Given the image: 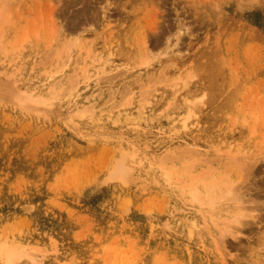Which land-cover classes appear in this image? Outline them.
Returning a JSON list of instances; mask_svg holds the SVG:
<instances>
[{
	"label": "rangeland",
	"instance_id": "obj_1",
	"mask_svg": "<svg viewBox=\"0 0 264 264\" xmlns=\"http://www.w3.org/2000/svg\"><path fill=\"white\" fill-rule=\"evenodd\" d=\"M0 77L54 97L48 116L0 100V244L22 252L17 264H264V0H0ZM201 96L217 98L194 109L191 142L169 123ZM70 128L81 139L69 147ZM126 158L124 185L111 172ZM253 159L239 201L222 204L225 218L253 208L251 228L214 255L210 229L188 242L204 215L173 182L206 167L236 182ZM176 216L186 239L171 244Z\"/></svg>",
	"mask_w": 264,
	"mask_h": 264
},
{
	"label": "bare ground",
	"instance_id": "obj_2",
	"mask_svg": "<svg viewBox=\"0 0 264 264\" xmlns=\"http://www.w3.org/2000/svg\"><path fill=\"white\" fill-rule=\"evenodd\" d=\"M202 8H203V6H202ZM208 13L209 12H207V14ZM184 14H185V12H184ZM131 27H133V26H131ZM154 29H156V28H154ZM145 36H147V35H145ZM143 38L146 39V37H144V36H143ZM146 41H148V40L146 39ZM146 41H144V42H146ZM173 41H175V40L173 39ZM142 42H143V40H142ZM144 42H143V44H144ZM146 44H147V42H146ZM167 45H169V44H167ZM175 46H177V45H175ZM206 46H207V43H206ZM63 63H65V62H63ZM199 77H201V79H202L201 73L199 74ZM4 78H1L0 77V100L2 102H10V103H12V104H14L16 106H19L20 111L25 112V113H31V114H34V115L37 114V115H46V116H48L47 114L53 109L54 103H51V102L54 100V97H53V100L52 101L49 100V98H48V100L44 99V97L42 96L43 94H41V96L43 98H41V97H34L33 96V93L34 92L32 94L31 93H28V91L25 90L26 88L24 89V87H23L24 91H20L19 87L16 84L14 85V84H12L13 82L11 83L10 81H7V78H5V79ZM10 78L11 77H9L8 79H10ZM176 79H178V78L176 77ZM176 79L173 78L171 80V82L166 86L167 89L168 90L170 89V91H171L170 95H172V92H175V91H173V90H175V88L176 89H179V86H178V83H177L179 80L176 82ZM206 82H207V80H206ZM183 87H184L183 90H185V86H183ZM203 89H205V87ZM207 91H208V95H211L215 90L212 92V89L210 90V89L207 88ZM176 92H177V90H176ZM185 92H188V91L186 90ZM214 93L217 94V92H214ZM214 93H213V95H214ZM162 96H164V95H162ZM45 98H46V96H45ZM203 98L204 97L201 96V97H198V98H196V99H194L192 101L191 100H189V101L187 100L186 102H183L182 107L183 106H187V114L183 118V124L182 125H180V126H174L173 123H169V125L172 127V128L171 127H169V128H171L174 131H178V132L186 131L187 138L191 142L193 141L194 136H193V134H188V133L194 132L195 131V129H194L195 128V124L197 126V123H195V118L196 117H195L194 109L195 108H198L199 106H202V105L206 106V104L207 105L213 104L216 101L215 99L217 97L216 98H209V99L206 100V102H205V100H203ZM142 101H144V100L142 99ZM141 104H142V102H141ZM143 104H145V103H143ZM148 104L147 105L145 104V105L148 106ZM140 107H142V105H140ZM139 109H138V111H141ZM160 115L163 116V113H161ZM168 115H169V113H168ZM165 118L166 119H169V120H174V118L171 115L168 116V118L167 117H165ZM29 120H31V122H34V123H36V124L39 125L37 118L32 117ZM125 121H126V119L124 120V122ZM40 125H42V124H40ZM76 126H78V124ZM35 127L38 128L37 126H35ZM254 127H256V126H253V128ZM192 129L194 131H192ZM67 130L69 132V135L66 136L64 134V136H63V143L66 144V145H68L70 147V144H72L75 141V137H78V138L81 139V136H80V134L77 131H75V130H73L71 128L70 129H67ZM63 133H65V132H63ZM261 135L264 136V134H262V133H261ZM91 140L92 139L89 138L88 140H86L85 143L88 145V143L91 142ZM73 144H72V146H73ZM182 150H183L182 153H184V149H182ZM81 152L83 153L84 150L81 149ZM199 155H200V153H199ZM261 155H262V153L260 154V156ZM200 157H198L197 159H199ZM127 158L123 162H120L119 164L117 163L116 170L114 172H111L112 177H114V179L118 178V181H123V184H124V182H126V184H127V180L125 181V179H126L125 177H127V173H128V170H129V167H126V165L128 163L127 162ZM173 158L175 159V157H173ZM200 159H202V158H200ZM259 159L262 160V161L260 160L261 163L264 162V156L263 157H259ZM259 159H257V160H254L253 159L254 162H252L251 164H242L240 167L236 164L235 166H237V170H238L237 172H235V173H237L236 175L238 177V179L236 180V182L233 181V180H230V177L229 176H223L222 177L221 176V173L219 171H215V168L214 167L213 168L206 167L205 171L202 172L201 174H199L198 176H196V179L195 180H192V179H188L187 178V182L185 184H184L183 181H181L182 179H180V178L179 179H176V181L173 182V183H176V187H175L176 189L175 188H173V189H175L176 192L180 195L178 197L184 198V200L183 199L182 200L184 202H186V204H192L193 206L194 205H197V207H200V212L197 209H196V211H198L199 213H201V214L204 215L201 218H199L200 220L203 219L202 220L203 222L200 221V226L197 224V219L194 220L193 217H190V221L188 222V225L189 226L186 229L187 234L190 237L189 240H188V242H190L191 240H193L196 237L197 234H195V232L198 231L199 227L202 228L201 226H204V229L205 228L210 229V234H211L210 235V238H212V241H211V244H210L211 245L210 246V252H211V255H214L216 253V249H217L218 253L221 252V249H220V251L218 250V248H219L218 246L221 243H222V246H223V244H225L224 242H225V239H227V237L234 238L236 236L234 238V240H235L238 237L237 235H241L242 234V231L244 229H248L249 227L251 228V226H252L251 223L255 219V217H253V215H252L253 214L252 213V209L253 208L250 210L251 213L245 215L244 213L246 212V207L243 208L245 205L243 207H241V206L228 207V210L225 211V214L227 212V214H230V215H228L229 218H225V217L222 216V214L224 213L223 212L224 211V208H223L222 204L229 203V202L230 203H237L239 201V199L241 198V195H237V193H238L239 190L241 191V190H243L244 187H246L247 183L251 180V177L252 178L254 177L255 172H257V168H258L257 167V164H258V160ZM176 160H177V158H176ZM253 160H251V161H253ZM206 161H207L206 159H202V162H203V164L205 166H207ZM196 163L202 164L201 163V160L196 161ZM239 164H241V163H239ZM194 165H195V163H194ZM231 165H233V164L231 163ZM224 169H227V168H224ZM225 171L227 172V170H225ZM238 180L239 181L241 180V186H240L241 188L238 186V183H237ZM254 182H256V181H254ZM235 183H237V186H235ZM104 184H107V183L105 182ZM126 184H124V185H126ZM251 184H253V183H251ZM109 189H111V186H109ZM253 189H255L254 186H253ZM120 191H122V192L125 193V190L123 188H121V187H120ZM184 192L186 193V195H185ZM243 197H245V196H243ZM171 200H172L173 207H175L176 206L175 199L174 198H171ZM181 203L183 204V202H181ZM249 203L251 204V202H249ZM254 204H256V203H254ZM244 209H245V211H244ZM250 211H248V212H250ZM253 212H255V210ZM219 213H221V214H219ZM210 224L211 225L213 224V226H211ZM213 229L216 231V235L217 236L214 234L215 237L212 236ZM169 230H170V233H171V235H170L171 237L169 239L172 238L171 239V242H170L171 244H174V240H178L179 241V239H180L179 236H182L183 238H181V239H183V240L186 239L185 238L186 232L184 231V222H183V220H182V218L180 216H176L173 220H170L169 221ZM181 239H180V241H182ZM199 239H201V238H199ZM178 241H176V242L178 243ZM179 244H180V242H179ZM213 244L217 248L216 247H213L212 246ZM180 246H183V245L181 244ZM171 247H172V245H171ZM186 249H187L188 252H190V251L191 252H195L193 243L190 246H187L186 245ZM21 255H22V252H19V250L17 248H15V246L13 247V246H8V244H0V258L3 259L4 264H15V263L17 264V261L21 257Z\"/></svg>",
	"mask_w": 264,
	"mask_h": 264
}]
</instances>
